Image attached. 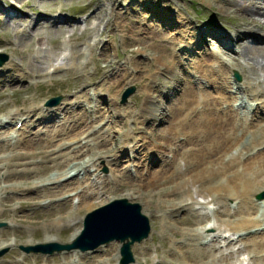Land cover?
I'll return each instance as SVG.
<instances>
[{
    "label": "rangeland",
    "instance_id": "374dc122",
    "mask_svg": "<svg viewBox=\"0 0 264 264\" xmlns=\"http://www.w3.org/2000/svg\"><path fill=\"white\" fill-rule=\"evenodd\" d=\"M239 1H251L256 8L264 7V0ZM111 13L113 14L111 15ZM118 14L123 17L122 20L127 30H122L120 28L116 29L113 23L114 21H110ZM240 17L234 12L220 9L218 4L212 0H0V55H7L6 60L0 64V116H7L8 120V122L0 128L2 129L0 130V137L6 139L10 137L8 135L9 132L14 130L16 134V131H21L24 123L19 129H16L15 125L17 124L15 121L18 118H23L24 120L25 108L34 105L39 108L41 106L43 107L40 109L38 108L41 119L36 120L38 116L36 115L38 114L37 112L32 115V118L29 120L31 131L32 133L36 131V136L43 135L47 127L56 126L59 128L58 126L60 125L61 127L63 126V129L69 123H72L74 118L78 119L80 116L82 119L87 117L86 121L87 124H89L91 123L89 121L90 116L95 117L96 115L98 117L99 114L100 118L93 121V126L95 128L101 127L98 130L101 133L106 130V126L110 125V129L104 133V135H107L106 137H112L114 133L119 134L118 132L121 127H128L131 136H128V138H119L120 141L124 140L123 142H126V145L124 148L123 144L121 146L122 151L117 158V164L120 165L121 172L125 175L123 179L126 180V178L130 177L131 180H127L128 184H119L115 182L110 177L111 166H107V163H102V165L99 166V176L101 177H99V179L98 177L95 178L94 185H103V183H101L102 179L106 178L105 181L108 182L110 189L105 192L101 198L110 197L112 199L114 197H126L129 201L137 202L142 212L148 217L151 226L149 235L131 245L134 260L129 264H137V262L139 264H185L187 261L186 256L188 255L194 257V261L196 262L192 259V261L190 260V262L187 263H207L206 258L203 256L204 251L210 247L211 249L209 250H213V252L217 254L220 252L229 253L227 259L219 264H264V250H249L254 246L248 245L249 241L247 240V238H254L258 241L262 238L264 240V231H260L258 234L249 233L248 235L239 237L243 239L240 241L237 238L236 240L239 242L235 243H227V238L218 236L219 238L214 242L208 245H201L198 239H196L199 235L192 238L190 237V233L194 230L201 232V229L199 230L192 227L195 224L190 225V223L194 222V219H196L194 218V213L204 214L206 210L204 205L215 206L217 210L225 209L227 207L226 198L236 201L239 196L228 194L221 196V198H215L212 193L206 191L196 192L195 188L198 183H195V185L193 184L194 186H191V192L196 201L190 200L193 202L189 204L190 208L188 204H186L183 208L175 209L178 206V201L182 199L183 193L173 198V194L170 193H174L175 189L173 183L169 179H156L148 173V175L145 174L147 171L146 169L156 170L160 168L159 163H163V167H167L166 161L163 162V160L170 158L171 149L158 146L165 142V140H162L163 137L162 139L159 138L156 140L158 144L156 147L151 146L148 137L143 139L145 131L150 132L149 129L154 130L166 125V121L155 120L156 118L144 120V116H150V114H148V111L146 112L143 110V108L145 106L148 107V104L149 106L151 104L154 105L156 101L157 106L163 104L165 106L163 108L168 107V104L174 102L180 93H182L183 87V83L178 81L177 83L173 81L175 84H172L171 74L174 70L166 69L165 71L164 67L168 64L165 62V58H157L154 52H152L154 51L151 45L152 40L145 37L149 36L145 34L146 28H148V26H155L158 29L166 30L168 33H166V35L176 36L178 40L180 39L177 44V40L176 42L174 40L168 42L169 44H167L163 54L169 56L174 51L178 52L177 54H180L178 56L182 60V63H180L182 64V68L179 67L181 76L183 78L185 77L184 79L199 83L204 89L210 91L213 97H216L218 94V89L214 85L216 82H214L213 79H209L208 76L200 74V71H196L197 69L195 70V67H193V65L197 63L196 57L199 58L201 56L200 53L204 46V44H200V42L205 40L210 46H219L220 49L228 50L224 45L222 47L221 44H218V41L213 37L214 35L211 34L212 30H218L229 38L232 37L233 33L240 34L237 41H234L237 45H260L264 47V29L250 27L249 23ZM257 17L264 25V19L259 16ZM59 18L62 20H59ZM117 20L118 19H116V21ZM129 26L134 28L133 32L128 30ZM262 27L264 28V26ZM38 29L39 33L36 32ZM4 39H8V45L4 44ZM222 39H225V37H222ZM164 42L163 39L160 41L161 44H166ZM181 42L186 46V50H178V44ZM102 52L107 53V55H104V58ZM107 57L112 61H110L105 68V58ZM207 57L209 58L210 56L207 55L205 58L206 60ZM241 61L244 60L241 59ZM261 62L264 64V57L261 59ZM57 66L60 68L56 69ZM121 67L126 68L125 74L127 76L116 74V76L109 78V80H115L116 77L120 76V79H118L119 81L115 83L112 88H110L111 84L110 86L109 84L102 86L103 90L98 87L101 85L97 83L104 77L102 73L103 70H105L107 74L110 72L113 74ZM203 67H205V65ZM242 67L244 72L238 70V68L242 69ZM242 67H233V69H229L224 74L222 77L223 79L217 78L218 81L223 82V89L226 87V89L228 88L227 90H229L231 82L227 79L231 77L235 80L234 72L239 74V78L235 80L237 83L243 84L248 78L254 76L253 78L255 79L253 80L258 83L256 85L259 88L264 87L263 73L260 72L259 74V70L257 71L258 73H255L256 75L250 73L246 63L243 64ZM215 68H217V66ZM147 82L154 86H152L150 90L149 88L146 89V91L143 88H145L144 84ZM169 85L175 86L173 88L170 87L169 90ZM108 87L110 90L109 92L106 91ZM130 87L133 88L132 91L126 96L125 100H123V92ZM80 88H83L82 90L86 89L88 92H94L95 106L98 105L97 109H101L99 114L98 112L95 114L92 111L91 113L85 112L83 106H88L90 93H86L85 95L82 92L86 91H82ZM114 89L116 90L114 91ZM149 93H151V95ZM110 94H112L115 101L110 97ZM78 95L81 96V98L77 97ZM258 95L255 96L257 100L263 101L264 94L259 93ZM56 96H59L57 102H47V100ZM108 99H111L112 102L115 103L112 104V106L115 105L114 107L117 108H115V111L112 110L113 107L111 110H107L110 105ZM212 99H214L216 103V98ZM231 99H234V97ZM194 100L195 99L192 101L193 105H195ZM63 103H67L66 109L69 111L68 114H71L70 116L68 114L66 115L65 111H62L61 108L64 106ZM226 103L228 102L216 103L218 113H220V110H228V108L232 106L228 104V106L223 108ZM192 106L190 105V107ZM195 106L198 110L202 109V104ZM207 106L210 110H212V108L215 110L213 107L215 105ZM13 111L18 113L15 115L9 114ZM261 111V113L258 111L257 115L263 117L264 107H261ZM72 114L74 115L72 116ZM133 116H137V118L141 116L142 118L136 119L137 126H139L140 129L137 133L131 131L135 126L131 122ZM174 116H176V113L172 116L169 115V118L174 119ZM239 116L241 115L239 114ZM251 119L252 122L255 123L258 118L252 115ZM5 129H9L8 132H3ZM30 133L31 132L25 131L23 134L21 133V135L27 136ZM183 133L184 132L178 134L179 137L177 139L180 142H183V138L185 139L186 135ZM146 135L151 136L149 133H146ZM91 136L92 135L89 134L82 140L88 141ZM132 136L135 137L136 140H139L137 144L138 147L133 149L130 148V142L134 139ZM129 139L132 140L130 141ZM141 139H143V142ZM91 140L92 139L88 142L91 145L88 143L85 145L92 146ZM151 140L153 139L151 138ZM187 142L186 144H189L187 147L193 145L189 143V140ZM76 144H79V141ZM81 145L84 146V144ZM41 146H43L42 143L36 145L35 148L40 149L42 148ZM16 148L17 146H15V149ZM257 149L264 151V145L255 146L252 151H256ZM11 152L14 151L4 149L3 146L0 145V156L3 154L8 155ZM134 156L137 158H134ZM245 158L246 157H243L241 161L246 160ZM34 160L40 165L36 174L44 172L47 168V162H41L39 155H36ZM241 161H238L239 166L237 168L239 171L241 170ZM177 162L180 166H183V160L181 158H178ZM51 167L53 166L48 167V171L53 170ZM3 171L4 162L3 164L0 162V185L4 184L1 178ZM247 172L250 173L244 166V171L242 172L243 180L247 179L245 178V173ZM230 174V171L222 173L216 182L225 184L226 177ZM250 176L253 177L252 174ZM259 178L264 179V173H260ZM110 179L112 181H109ZM114 183H116V185ZM100 191L102 190L98 192ZM56 192H58V190H53V193ZM260 192H264V188L250 194L249 197L255 199V195ZM46 193H48V190L44 191V193L40 192L39 194ZM9 194L8 192L0 191V200H3V208L0 209V222H5L4 225L0 226V243L5 242V246L0 248V251L3 250L0 253V264H16V261H18V264H95L97 262L96 256L91 257V253L83 252V254L76 252L77 249L64 250L61 253L54 252L51 255L21 249L19 247L20 245L41 243L43 236L47 235L55 238L53 241H48V244L67 243L71 231L79 226V218L77 214L73 213L77 218L73 217L71 228H66L67 225L63 227L56 226L53 229L49 228L46 223L48 224L50 222L51 214L56 210L55 208L52 210L49 205L40 202L42 198L38 200V203H35L33 199L36 194L33 192L31 199L22 200L18 203L9 201ZM12 195H15V193L12 192ZM71 197L72 203L69 206L70 210H72L71 205H75V201L78 199L76 195H72ZM167 198L170 199L167 200ZM212 198L215 199L212 200ZM43 199L46 201L50 200L51 204H59L60 209L64 207L62 204H65L57 196H54L53 199ZM99 199L100 198H95V200H97L96 202L100 201ZM252 199L249 200L251 201ZM89 200L90 202L95 201L94 199ZM216 200H220L221 202L217 203ZM220 204H222V206H220ZM254 204L256 205V203ZM254 204H251V206L254 207L251 208V214L247 213L248 211L245 210H238L235 211V213L233 212L231 216L222 215L220 220L217 221L215 219L216 210H214L210 212L209 215L205 214L200 217H203L204 220H213V229H209L208 234L218 235L221 234L223 230H229V227H235V223L239 218L248 216L251 218L255 216L259 219V216H264V213L262 215V212L259 210L253 211V209L256 208ZM81 206L79 213L80 217L94 208L92 207L86 210L83 208V204ZM70 210L67 209V212ZM168 210H172L173 213H170ZM238 212L240 214H238ZM186 217H189V223L184 222L183 219ZM200 217L199 220H202ZM204 222L205 221L196 223L195 227L204 226ZM81 226L82 223L80 227ZM248 229L249 228H244L242 230L248 231ZM233 230L234 229L230 232L235 233ZM118 246L119 242L113 241L108 245L101 246L95 253L104 255H101L103 262L113 264L116 261ZM203 246L206 249L202 250V248H204ZM110 247H112L110 254H105L103 248L109 249ZM201 253H203V255ZM23 256L25 257L23 258Z\"/></svg>",
    "mask_w": 264,
    "mask_h": 264
},
{
    "label": "bare ground",
    "instance_id": "6f19581e",
    "mask_svg": "<svg viewBox=\"0 0 264 264\" xmlns=\"http://www.w3.org/2000/svg\"><path fill=\"white\" fill-rule=\"evenodd\" d=\"M212 1H215L218 4L220 9L226 10L229 12H234L237 15H239V17L241 16L245 21L249 23L250 27H255L258 29H262V30L264 29L262 27L264 25L261 23V21L258 20V17H257L259 16L264 19V7L256 8L254 7V4L251 1H247V2H242L239 0L238 1L237 0H212ZM112 14L113 13H111V15ZM122 18L123 17L118 14L117 16H114L113 20H110V21L112 22L114 21L113 23H114V26H116V29L120 28L122 30H127V27L125 26V23L122 20ZM116 19L118 20L116 21ZM59 20H62V19L59 18ZM128 30L133 32L134 28L132 26H129ZM38 31L39 29L36 32L39 33ZM166 33H167L166 30L158 29L155 26L154 27L148 26V28H146L145 34L149 36H145V37L149 38V40L150 39L152 40L151 45L154 49V51L152 52H154L155 56L157 58H161V57L165 58L166 60L165 62L168 63L164 67L165 71L166 69L174 70L172 71V74H171L172 84H175L173 81H175L176 83L178 81L180 83H183V87H182V93H180V95L175 99L174 102L168 104L169 105L168 107L163 108L165 107L163 104H159L157 106L156 104L157 101H156L154 102V105L151 104L149 106L148 104V107L145 106L143 108V110H145L146 112L148 111V114H150V116H144V120H147L150 118H156L155 120L158 119L160 121H166V125L162 126V128H157L154 130L149 129L150 132L145 131L143 139L148 137V140L151 146L156 147L158 145L156 140L159 138L162 139L163 137L162 140H165V142L162 143L161 145L159 144L158 146H163L164 148L166 147V148L171 149L170 158L167 160H163V162L166 161L167 167H163V163H159L160 168H157L156 170L146 169L147 171L145 174L146 175L150 174L156 179L158 178L159 179L160 178L169 179L173 183L174 189H175L174 193H170V194H173V198L176 195L178 194L180 195L181 193H183L182 199L178 201V204H177L178 206L175 209L183 208L186 206V204H188V207H189V204L191 203L190 200L196 201L191 192V189H192L191 186L193 184L195 185V183H198L195 188L196 192L206 191V192L212 193L215 198H221V196L228 195V194L233 196V194H235L236 196L240 197V204H239V207L236 208L234 211H238V210L244 211L245 210V211H248L247 213H250V212L252 213L251 208H254V207L251 206V204H254V202H252V200L251 201L249 200L250 199L249 195L253 194L257 190H260L261 188H264V179L259 178L260 173H264V151L257 150L255 153H252L250 151L255 146L264 145V116L263 117L258 116L257 113L253 112L252 115H255L258 118L256 122L254 123L252 122V119H251L252 115L248 114L247 110L248 108H252V110L255 109V111L258 112V111H261V107L262 108L264 107V100L261 101V103H257V101H255L254 104H252V101H253L252 99L257 98L255 97L256 95H258L259 93L264 94V87L259 88L256 85L258 83H256L255 80H253L255 79L253 78L254 76L248 79L245 78L247 79V81L245 83L243 82V84L241 83V85H239L236 89H237V93L239 94L238 95L239 98H242L243 100L244 98L247 97L246 106L243 107L241 112H237L235 111L234 108L230 107L228 108V110H220V113H218L216 103L230 102L229 104L232 105L230 99L234 97V95L232 96V93L229 90H227L228 88L226 89V87H224L223 89V86H222L223 82L218 81L217 78L223 79L222 77L229 69H233V67L238 68L239 66L242 67V65L245 63L247 64L248 71L250 73L255 74L259 72L260 74L261 72L264 74V64H262L261 62V59L264 57V47L260 45H237L234 41H237V39L240 37V34L233 33L232 37L229 38L227 37V35L220 33L218 30H212L211 34L214 35L213 37H215V39L218 41V44H221L222 47L224 45V47L227 48L228 50L220 49L219 46L217 47L210 46L205 40L201 41L200 44H204L203 49L200 53L201 56L199 58L196 57L197 63L194 62L195 65H193V67H195V70L197 69L196 71H200V74L206 75L209 77V79H213V81L216 82V84L214 85L218 89L217 90L218 94L216 97H213L212 93L204 89L199 83H195L193 80L184 79L185 77L183 78L181 76L180 74L181 71L179 70V67L182 68L181 67L182 64H180L182 63V60L178 56L180 55V54H177L178 52L174 51L169 56H165L163 54V51L166 50L167 44H169L168 42L173 41V40L176 42L177 40L176 42L177 44L178 41L180 40V39L178 40L176 36L166 35ZM222 37H225V39H222ZM162 39L165 41L164 43L166 44L160 43ZM4 44L8 45V39H4ZM225 51H228V52H225ZM104 55H107V53H103V58L105 57ZM207 55H209L210 57L209 58L207 57V60H206L205 58ZM108 57L105 58V61H106L104 65L105 68L107 67V64L110 61H112L108 59ZM241 59L244 60L242 63H241ZM204 65L205 67H203ZM216 66L217 68H215ZM139 67H142V66H139ZM59 68H60L59 66L56 67V69H59ZM125 69L126 68L124 67L118 68V70H116L113 74L111 72L107 74L105 73V70L102 71L101 69L102 73L104 74V77L100 79V81L97 83L98 85L100 84L101 86H98V85L97 86L103 90L102 86H105L106 84H109L110 86L111 84L110 88H112L113 85L119 81L118 79H120V76L116 77L115 80H109V78H111L112 76H116V74L121 75V76L126 75ZM238 70L241 72H244L243 67L242 69L238 68ZM149 82L144 84L145 88L143 89L146 90L149 88L150 90L151 87L154 86V85H151V83ZM174 86L175 85H169L168 89L170 90V87L173 88ZM106 89H107L106 91L108 92L110 91L109 87ZM115 90L116 89H114V91ZM82 91H86V90L84 89ZM82 93L86 95V92H82ZM149 94L151 95V93ZM244 95L246 97H244ZM77 97L81 98V96L79 95ZM110 97L113 99V101H115L112 94H110ZM212 98H216V103H215V100ZM234 98L237 99L236 97ZM193 99H195L194 100L195 105L202 104L201 110L196 109L197 107L192 104ZM248 99H250V101ZM108 101L110 105L108 106L107 110L109 109L111 110L113 107L112 110L115 111V108H116L114 107L115 105L112 106V104H115V103L112 102L111 99H108ZM247 103L252 105V107L248 105ZM63 104L64 106L61 109L62 111H65L67 115L69 112L68 109H66L67 103H63ZM261 104L263 106H261ZM190 105L191 106L193 105V106L190 107ZM207 105H215L213 106L215 110H213V108L212 110H210V108ZM38 108L39 107L35 105L30 106L29 108H25L23 128L21 131H16V135L10 134V137L6 139L0 137V145L3 146L4 149H10L11 151H14L8 155L3 154L0 156V162H2V164L4 162V171L2 172V176H1L2 182L4 184L0 185V191L10 193L9 201L16 202V203L21 202L22 200L31 199L33 195L32 192L36 194L35 198L33 199L35 203H38V200L40 198L53 199L54 196L64 197L62 201L67 206L65 204H62L61 202V204L64 205L63 208L61 207L62 209L59 208L60 207L59 204H51L50 200L46 201L45 199L43 200L41 199L40 202H43V204L45 205H49L52 210H54V208L56 209L51 214L50 222L48 224L46 223L47 227L49 226V228L53 229L56 226L63 227L64 225H67V227L65 226L66 228L68 227L71 228V223H72L71 221L73 220V217L77 218V216H75L73 213L78 215L79 226L74 228L71 231L69 237H72L81 228L80 227L81 217L79 213H80L82 204H83V208L88 210L92 207L99 205L100 203L106 202L111 199L110 197L101 198L102 195H104V193L110 189L108 186L109 185L108 182L105 181L106 178L102 179L101 183H103V185H101L100 182L99 184L101 186L94 185L95 178L98 177L99 179V177H101L99 176V172H100L99 166L102 165V163H107V166L109 165L111 166L110 177L115 182H118L119 184L121 183L128 184L127 180L129 181L131 180L130 177L126 178V180L123 179L125 175L122 174L121 167L120 165L117 164V158L120 152L122 151L121 146L123 144V148H124V146L126 145L125 144L126 142H123L124 140L120 141L119 138L120 137L128 138V136L130 137L131 136L129 132L130 130L128 129V127L127 128L121 127L120 131L118 132L119 134L114 133L112 137L108 136L109 137L108 138L106 137L107 135H104V133L110 129V125H108L105 127L106 130L100 133L98 130L101 127L95 128L93 126V121H96L98 118H100L99 113L101 109H97L98 108L97 106L96 109L94 110V113L97 114L96 112H98L99 116L98 117L96 115L95 117L90 116L89 121L91 123L89 124H87V121H86L87 117L82 119V117L80 116L78 119L74 118L73 119L74 121L72 123H69L66 127L64 125L65 128L63 129H62L63 126L61 127L60 125L58 126L59 128H57L56 126L52 127L51 125H50L51 127H47V128L45 126L46 130L44 134L36 136L35 135L36 131H33V133L31 131V124H29V120L30 118H32V115L38 112ZM17 113L18 112L13 111V112H10L9 114L15 115ZM175 113H176V116H174L175 117L174 119L169 118V115L172 116ZM239 114L241 116H239ZM36 115H38L36 117V120L41 119L40 112H38V114ZM68 115L70 116L71 114H68ZM73 115L74 114H72V116ZM6 118L7 116H2V118H0V124H2V122H5ZM140 118H137V116H133L132 118L131 122L135 126L133 127V129L131 128L130 129L134 133H137L140 130L139 126H137V123H136L137 122L136 119H140ZM17 120L15 121V123L17 122ZM8 130L9 129H5L3 130V132H8ZM25 131L31 132V133L28 134L27 136L26 135L22 136L21 133L23 134V132ZM182 132H184L183 134H185L186 136H185V139L183 138V142H180L177 138L179 137L178 134ZM146 133L151 134V136L146 135ZM89 134L92 135L90 137V139H92L91 140L93 144L92 146H90L91 144L88 143L90 139L88 141L82 140L83 138L87 137ZM133 138H134L133 141H131L132 139L131 140L129 139L131 141L130 148L132 149L137 148L138 147L137 144L139 142V140H136L135 137ZM151 138L153 140H151ZM143 139H141V141ZM188 140L190 141L189 143L193 145H190L189 147H187L189 145V144H186ZM78 141H79V144H76ZM40 143L43 144V146H41L42 148L40 149L35 148V146L39 145ZM86 143L90 145L89 146L85 145ZM81 144H84V146H82ZM15 146H17L16 149H15ZM36 155L40 156L41 162H45V161L47 162V165H46L47 170L45 169V171L40 174H36V171H38L37 169L40 167V165L34 160ZM243 157H246L245 158L246 160L241 161ZM134 158H137V157L134 156ZM178 158H181L183 160V166H180L178 164L177 162ZM238 161L242 162L240 164L241 166L240 171L237 168L239 166ZM49 166H53L51 167L53 168V170L48 171ZM244 166L248 171H250V173L249 172L245 173V178H247L246 180H243V177H242ZM229 171L231 172V174L226 177L225 184L224 183L219 184L216 182V180L219 178V176L222 173L229 172ZM251 174L253 175V177L250 176ZM111 179L109 181H112ZM114 184L116 185V183ZM47 190H48V193L39 194L40 192L44 193V191H47ZM53 190H58V192L53 193ZM99 190H102V191L98 192ZM12 192H14L15 195H12ZM46 195H49V196H46ZM71 195L73 196L76 195L78 198L77 201H75L76 202L75 205L73 204L71 205L72 210H70L69 208L70 204L72 203ZM95 198L97 199L100 198L99 199L100 201L96 202L97 200H95ZM215 198H212V200H214ZM89 199H94L95 201L90 202ZM168 199L170 198H167V200ZM216 202L220 203L221 201L216 200ZM0 205L1 206L3 205V200H0ZM1 206H0V209L3 208V206L2 207ZM220 206H222V204H220ZM67 209L70 211L67 212ZM168 211L170 213L172 212V210L171 211L168 210ZM262 213H264V210ZM238 214L240 213L238 212ZM193 215H194V218L196 219H194V222H191L190 225H193V224H196L197 222L202 221L201 219L199 220L200 215L198 216L195 213ZM222 215L229 216L231 215V211L228 208L216 210L215 219L219 221ZM117 218L118 216L116 215L114 220H117ZM120 220L121 219H118L117 222L115 223H120L121 222ZM183 220L184 222L189 223L190 219L189 217H186ZM235 224H236V228H234V231H239V229H241L240 227L252 228L254 226L264 224V221L256 220L255 218L253 217L250 218V216H248V217L239 218V220ZM203 233L204 231L202 230L201 232L194 230L192 233H190V237L192 238V237H196L199 235L197 238L200 240L206 237V235H203ZM238 239L241 240L243 238H238ZM41 240L42 242H48V241L55 240V238L47 235V236H43ZM247 240L249 241L248 245H251L254 247L257 246L255 248L252 247L251 249L248 248L249 250L257 251L258 249L260 250L264 249L263 248L264 246H262L264 245V240L262 238L259 241L254 238H247ZM110 242H108V244ZM3 245H5V242L0 243V248ZM204 249L206 248L205 247L202 248V250ZM209 249H211V247ZM209 249L204 251L203 257L206 258L208 261H210V264H219L220 262L225 261L228 257L229 253L220 252L219 254H217L213 252V250H209ZM111 251H112V247H110L109 249H105V254H108V253L110 254ZM201 254L203 255V253ZM93 256H96L95 258L97 260L94 258L97 261L96 263L102 264L103 260L100 254L98 255L94 254L91 257ZM24 257L25 256H23V258ZM186 259L187 261L185 262V264H191L187 262H190V260L192 261V259L194 261V257H191L190 255L186 256ZM16 264H18V261H16ZM115 264H118V263H115Z\"/></svg>",
    "mask_w": 264,
    "mask_h": 264
},
{
    "label": "water",
    "instance_id": "95a60500",
    "mask_svg": "<svg viewBox=\"0 0 264 264\" xmlns=\"http://www.w3.org/2000/svg\"><path fill=\"white\" fill-rule=\"evenodd\" d=\"M6 58V54H1L0 64L4 62ZM132 89L133 88L130 87L123 92V100H125ZM58 100L59 96H56L49 99L48 103H55ZM114 202L90 212L91 214H87L85 228L77 238L75 244H79L84 248H92L100 242L107 241L113 237L125 239L130 236V240L124 241L121 249L123 255L122 262H127L132 259L130 244L134 240H140L148 234L149 224L147 219L142 215L139 204L130 203L126 200H116ZM116 215L118 216L117 220L121 219L120 223H115L117 222V220H114ZM70 246L71 244H60L57 248H69ZM45 248V246L40 247L42 251L49 249Z\"/></svg>",
    "mask_w": 264,
    "mask_h": 264
}]
</instances>
